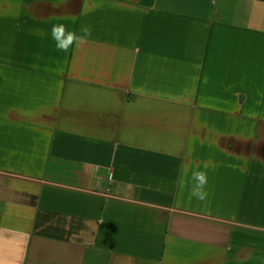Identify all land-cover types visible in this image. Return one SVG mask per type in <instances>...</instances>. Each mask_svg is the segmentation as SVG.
Wrapping results in <instances>:
<instances>
[{"label": "crops", "instance_id": "1", "mask_svg": "<svg viewBox=\"0 0 264 264\" xmlns=\"http://www.w3.org/2000/svg\"><path fill=\"white\" fill-rule=\"evenodd\" d=\"M0 264H264V0H0Z\"/></svg>", "mask_w": 264, "mask_h": 264}, {"label": "clouds", "instance_id": "2", "mask_svg": "<svg viewBox=\"0 0 264 264\" xmlns=\"http://www.w3.org/2000/svg\"><path fill=\"white\" fill-rule=\"evenodd\" d=\"M54 46L58 51L67 53L69 49L76 45L77 47L86 43L87 39L91 37V29L87 25H81L79 33L68 28L64 23L52 24L50 29ZM207 165H205V168ZM186 175V174H185ZM191 189L190 196L195 197L199 201H205L208 193L206 186L208 183L207 173L203 170H196L191 173ZM188 186V180L185 176H181L177 181V187L183 190Z\"/></svg>", "mask_w": 264, "mask_h": 264}]
</instances>
